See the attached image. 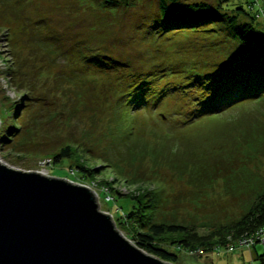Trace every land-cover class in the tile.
<instances>
[{
  "label": "rangeland",
  "instance_id": "obj_1",
  "mask_svg": "<svg viewBox=\"0 0 264 264\" xmlns=\"http://www.w3.org/2000/svg\"><path fill=\"white\" fill-rule=\"evenodd\" d=\"M179 1L211 7L220 2ZM158 2L0 0V134L18 130L14 137L5 135L10 142L0 151V162L92 190L100 211L110 215L132 243V231L120 218L131 209L132 199L143 202L145 193L160 194L168 218L195 224L198 234L206 235L211 227L240 216V198L229 196L230 191L252 198L264 184V95L246 98L217 117L179 131L171 129L172 123L163 115L175 107L171 101L157 113L136 112L126 105L124 83L132 81L129 75L180 60L210 63L217 57L220 61L225 45L235 47L211 26L199 32L162 31L154 26ZM225 7H242L264 30V0H227ZM97 51L119 64L96 72V64L90 66L86 54ZM118 113L130 117L149 143L171 136V146L182 153L180 159L188 158L189 149L196 151L193 147L198 152L228 149L230 185L224 188L223 180H218L199 191L166 169L153 170L148 160L135 167L136 179L144 184H132L133 169H114L101 159L106 134ZM65 146L72 148V158L52 165L51 155ZM76 166L87 172H79ZM115 193L120 197L106 200ZM162 247L178 256L176 264H259L251 248L230 253L220 247V254L211 248L198 254L168 243ZM255 247L259 256L264 254L263 246Z\"/></svg>",
  "mask_w": 264,
  "mask_h": 264
},
{
  "label": "trees",
  "instance_id": "obj_2",
  "mask_svg": "<svg viewBox=\"0 0 264 264\" xmlns=\"http://www.w3.org/2000/svg\"><path fill=\"white\" fill-rule=\"evenodd\" d=\"M179 2L159 0L156 15L158 21H155L154 26L162 27L164 32H199L211 26L217 28L214 29L216 33H224L226 43L231 41L235 47L225 45L224 53L217 50V53L224 54V59H219L221 62L217 57L210 63L180 60L159 67L154 65L145 74L141 71L129 75L132 81L126 85L124 83V88L128 89L124 92L125 96L121 94L127 99L126 105H130L136 112L157 113L163 103L171 101L175 107L163 114L165 117L162 115V118L172 123L170 128L177 131L201 120L217 117L246 98H260L264 95V30L256 27L258 24L254 16L242 7L227 9V0H220L216 7L205 3ZM88 55V63L90 66L96 64V72H103L119 64L111 56L101 55L98 51L86 54V57ZM118 83L120 85L123 82ZM169 116L171 118L167 120ZM113 118L101 159L114 169H133L135 179L132 184H144L142 180L136 179L135 167L139 165V168L144 160H148L153 170L166 169L199 191L210 189L218 180H223L224 188L230 185L232 168L227 156L228 149L198 152V147H193L191 149L196 151L189 149L188 158L180 159L182 153L171 146V136L165 135L162 141L149 143L141 136L142 129H136L125 113H118ZM17 131L10 128L0 134V151L10 142L5 135L14 137ZM71 158L72 148L65 146L51 155L50 163L56 165ZM76 168L79 172H87L81 166ZM145 194L142 195L143 202L138 198L132 199L134 204L120 218L121 224L132 231H129L132 235L130 238L138 248L172 264H176L178 256L162 247L164 244L168 243L169 247L181 248L186 252H205L250 236L264 226V184L252 198L237 196L230 191L229 196L240 198V216L225 225L211 227L210 233L206 235H199L195 224L177 221L176 217L168 218L162 210L164 206L160 194ZM113 196L115 199L119 194ZM255 248H251L255 258L259 264H264V254L259 256Z\"/></svg>",
  "mask_w": 264,
  "mask_h": 264
},
{
  "label": "water",
  "instance_id": "obj_3",
  "mask_svg": "<svg viewBox=\"0 0 264 264\" xmlns=\"http://www.w3.org/2000/svg\"><path fill=\"white\" fill-rule=\"evenodd\" d=\"M0 264H172L125 238L87 187L0 162Z\"/></svg>",
  "mask_w": 264,
  "mask_h": 264
},
{
  "label": "built area",
  "instance_id": "obj_4",
  "mask_svg": "<svg viewBox=\"0 0 264 264\" xmlns=\"http://www.w3.org/2000/svg\"><path fill=\"white\" fill-rule=\"evenodd\" d=\"M110 196V195H109ZM112 198V199H111ZM114 196L107 197V201L113 200ZM256 245H261L264 247V226L259 228L254 234L250 236H244L239 238L238 240L234 242H230L229 244L225 245L224 248L226 252H233L237 249H243V248H254ZM217 249V254H220V248H214ZM203 252L198 251V254H202ZM251 264V263H250Z\"/></svg>",
  "mask_w": 264,
  "mask_h": 264
},
{
  "label": "crops",
  "instance_id": "obj_5",
  "mask_svg": "<svg viewBox=\"0 0 264 264\" xmlns=\"http://www.w3.org/2000/svg\"><path fill=\"white\" fill-rule=\"evenodd\" d=\"M254 250L256 251V248Z\"/></svg>",
  "mask_w": 264,
  "mask_h": 264
}]
</instances>
